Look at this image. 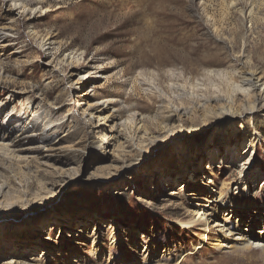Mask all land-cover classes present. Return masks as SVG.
<instances>
[{"label": "rangeland", "instance_id": "1", "mask_svg": "<svg viewBox=\"0 0 264 264\" xmlns=\"http://www.w3.org/2000/svg\"><path fill=\"white\" fill-rule=\"evenodd\" d=\"M28 4L0 0V264H264V108L202 99L264 78V0Z\"/></svg>", "mask_w": 264, "mask_h": 264}, {"label": "bare ground", "instance_id": "2", "mask_svg": "<svg viewBox=\"0 0 264 264\" xmlns=\"http://www.w3.org/2000/svg\"><path fill=\"white\" fill-rule=\"evenodd\" d=\"M5 1L8 2L11 8L14 9L15 11L20 10L23 13H27V12L37 13L43 11V7L40 6L39 4L33 7L29 6L28 2L31 0H5ZM38 1L40 2L41 0ZM7 36L8 34L6 33V31L0 29V42L6 41ZM51 44L52 42L50 37H46L45 39H43L40 45L43 50H49ZM65 59L70 62L71 58H65ZM71 74L73 75L74 72H72ZM77 77H78L77 82L81 84H87L89 82H92L93 80H96L97 78H100L97 72L79 74ZM241 82L244 85V88L243 89L241 88V90L239 91V95L241 96L240 100L236 99L234 96H228L217 92L207 96H202V99H204V103L210 105L208 107H210L211 109H215L214 111L220 114L221 117L225 116L228 118H234L237 115H241V114L242 115L251 114L253 110H255L256 108H264V78L262 77L260 71L253 70L251 72H247L246 76H244ZM107 104L108 102L101 101L99 103L100 106L96 105L95 109L102 110L103 108H105ZM183 114H185V111H183ZM134 117L131 118L132 121H136L137 118L134 119ZM128 122L131 121H129V119L120 120L119 124L123 128L122 130L127 129V127L129 126ZM119 138H123V133L121 132V129L118 130L115 128L113 129L112 134H110L108 137H104L102 140L106 144L112 145L114 142H117ZM5 196H6V192L4 193L3 190H1L0 197L5 198ZM248 237L250 238V235H248ZM246 238H241V240L245 241ZM249 248H251V246L248 244L243 246V249H249ZM253 248H256L261 253H264V246L262 245H255L253 246Z\"/></svg>", "mask_w": 264, "mask_h": 264}]
</instances>
